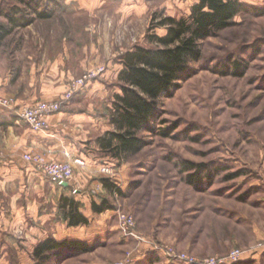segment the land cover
Here are the masks:
<instances>
[{
    "label": "rangeland",
    "instance_id": "1",
    "mask_svg": "<svg viewBox=\"0 0 264 264\" xmlns=\"http://www.w3.org/2000/svg\"><path fill=\"white\" fill-rule=\"evenodd\" d=\"M56 1L52 17L33 14L32 23L15 27L0 43V76L22 89L64 87L55 101L65 98L86 72L105 66L107 72L90 83L105 85L109 101L101 96L74 101L82 89L62 109L71 103L110 115L113 94L121 91V55L136 45L156 47L147 36L164 35L166 29H151L155 12L188 18L200 0ZM239 1L264 9V0ZM12 6L27 9L17 0H0V26L9 28L4 14ZM200 44L202 56L190 61V75L179 80L171 97L159 100L154 130L138 133L148 144L138 153L110 159L112 169L104 174L125 195L96 185L114 206L113 213L103 215L106 232L90 242L88 252L61 248L45 264H187L170 258L168 251L200 264L213 259L264 264V14L242 11L228 28ZM2 94L17 102L4 88ZM93 151L101 157V150ZM188 162L202 170L199 186L187 180L196 173L184 169ZM120 213L134 217L135 236L124 231ZM53 218L42 223L29 215L23 227L2 225L0 264H38L35 245L68 232L59 213ZM4 246L11 249L7 255ZM237 249L243 252L241 261L228 260Z\"/></svg>",
    "mask_w": 264,
    "mask_h": 264
},
{
    "label": "trees",
    "instance_id": "2",
    "mask_svg": "<svg viewBox=\"0 0 264 264\" xmlns=\"http://www.w3.org/2000/svg\"><path fill=\"white\" fill-rule=\"evenodd\" d=\"M17 1L27 9L22 12L19 7L12 6L4 14L9 18L10 26H0V43L15 27L29 25L35 17L50 18L59 7L56 0ZM191 10L192 14L188 18L166 16L163 11L155 12L151 29H166L164 35L150 33L147 36L149 42L155 43L156 47L136 45L121 55V68L118 73L121 91L113 94L110 111L113 130L106 131L97 138L102 153L120 159L140 152L148 143L138 133L144 129L154 130L152 126L158 115L159 100L162 97H171L174 90L180 86L179 80H184L190 75V61H199L202 56L200 42L213 36L215 32L228 28L232 19L242 11L264 14V9L250 7L239 0H200ZM162 134L170 133L163 130ZM184 169L196 170V173L189 174L188 182L195 186L202 183L199 166L188 162ZM234 175L236 174L230 177L233 178ZM102 182L103 186L112 192L125 195L108 177L103 178ZM66 186L69 187L64 185ZM58 204L59 216L69 227L90 223V218L81 212L83 203L77 200L75 195L62 194ZM113 208L106 198H102L100 203L92 202V210L97 214ZM61 248L88 252L92 247L90 242L76 239L57 240L53 236H47L35 245L33 257L38 264H45L51 255H58Z\"/></svg>",
    "mask_w": 264,
    "mask_h": 264
},
{
    "label": "crops",
    "instance_id": "3",
    "mask_svg": "<svg viewBox=\"0 0 264 264\" xmlns=\"http://www.w3.org/2000/svg\"><path fill=\"white\" fill-rule=\"evenodd\" d=\"M8 81L7 78L0 76V86L6 93L16 96L18 105L34 103L40 99L54 100L65 91L64 87L50 92L45 87L31 88L28 85L26 89H22L13 87V82L9 84ZM100 83L96 81L88 84L77 94L74 101L82 98L81 96L93 98L101 96L107 100L105 94L108 90ZM48 120L49 130L37 132L16 117L14 111L9 112L0 105V149L5 155V159L0 160V227L4 225L6 229L14 228L17 223L23 227L25 224L23 220L29 215L42 223L46 220L51 221L58 214L60 196L73 194L83 203L81 212L90 218V223L73 227L65 223L63 226L68 231L65 232L67 235L59 239L92 242L106 232L103 215L114 212L110 209L97 214L92 210V202L100 203L103 198L101 196L103 193H97L95 188L97 184L103 185L102 179L107 177L103 168L112 169L113 166L109 155L101 153V157H96L93 151V149L101 150L97 138L106 131L113 130L110 115L101 111L97 113L92 109L82 111L70 103L61 111L50 115ZM28 152L43 153L50 161H69L79 158L86 165L75 164V176L67 188L64 184L60 185L52 181L35 165L26 161L23 156ZM56 229L57 231L61 229L60 223ZM76 230H80V233ZM82 230H86L84 234ZM2 249L6 255L8 250H11L7 246Z\"/></svg>",
    "mask_w": 264,
    "mask_h": 264
},
{
    "label": "built area",
    "instance_id": "4",
    "mask_svg": "<svg viewBox=\"0 0 264 264\" xmlns=\"http://www.w3.org/2000/svg\"><path fill=\"white\" fill-rule=\"evenodd\" d=\"M107 67L100 66L94 71H89L84 74L83 77L78 78L74 83L73 87L69 90V93L62 100H38L34 103H26L25 105H18L13 97H5L2 94V88L0 87V105L7 111L15 112L16 117L24 121L29 127L37 132L48 131L50 127L49 116L62 110L63 103L70 98L74 93L84 89L92 80H95L103 73H106ZM23 158L26 161L31 162L35 167L43 174L47 175L52 181L60 184L68 183L74 178L75 164L85 166L86 163L79 158L71 159L69 161H50L39 154L27 153L24 154ZM5 159L4 152L0 150V160ZM108 168H103L104 172L109 173ZM120 216L124 222V231L128 233V236H135L132 231V226L135 224L133 216L120 213ZM170 258L175 260H181L187 264H200L197 258L189 257L187 254H178L167 252ZM243 252L241 250L233 251L229 256L228 260L235 262L242 259ZM225 262V259H213L208 264H221Z\"/></svg>",
    "mask_w": 264,
    "mask_h": 264
},
{
    "label": "water",
    "instance_id": "5",
    "mask_svg": "<svg viewBox=\"0 0 264 264\" xmlns=\"http://www.w3.org/2000/svg\"><path fill=\"white\" fill-rule=\"evenodd\" d=\"M65 185H68V183H65Z\"/></svg>",
    "mask_w": 264,
    "mask_h": 264
}]
</instances>
